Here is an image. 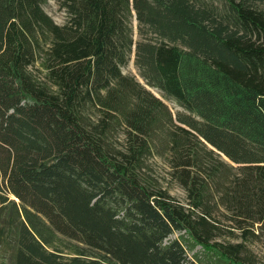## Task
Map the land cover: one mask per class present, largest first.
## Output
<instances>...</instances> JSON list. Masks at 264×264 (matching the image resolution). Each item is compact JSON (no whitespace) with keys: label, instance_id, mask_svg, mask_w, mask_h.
Instances as JSON below:
<instances>
[{"label":"trees","instance_id":"1","mask_svg":"<svg viewBox=\"0 0 264 264\" xmlns=\"http://www.w3.org/2000/svg\"><path fill=\"white\" fill-rule=\"evenodd\" d=\"M45 1L0 0V248L13 240L12 264H264L252 252L264 246V11L57 0L59 25ZM132 57L145 85L122 71Z\"/></svg>","mask_w":264,"mask_h":264},{"label":"rangeland","instance_id":"2","mask_svg":"<svg viewBox=\"0 0 264 264\" xmlns=\"http://www.w3.org/2000/svg\"><path fill=\"white\" fill-rule=\"evenodd\" d=\"M255 3L256 6L262 11H264V0H251ZM215 5H218L221 8V2L218 0H213ZM43 9L45 12L59 25H64L68 20L67 12L61 8L57 0H46ZM137 23L134 22V26L136 27ZM122 71L125 75L135 77L139 82L145 85L144 80L142 79L138 68L134 64V57H132L131 61L122 68ZM151 91L160 97L173 111L174 114L178 112H183V110L171 99L164 96L156 89H151ZM150 165L153 167L155 176L160 180L161 184L168 189L169 193L174 196L177 200L182 203H187V194L183 188L174 180H172L169 176L170 169L164 160L160 158H153L150 160ZM183 235V233H176L171 236V240L178 239ZM252 252L256 257L257 261L260 263H264V246L263 245H254L252 247ZM13 240L6 238V242L4 246L0 248V264H12L13 263ZM191 255H202L205 254L208 256L207 252L201 247L197 246L193 252H190Z\"/></svg>","mask_w":264,"mask_h":264},{"label":"water","instance_id":"3","mask_svg":"<svg viewBox=\"0 0 264 264\" xmlns=\"http://www.w3.org/2000/svg\"><path fill=\"white\" fill-rule=\"evenodd\" d=\"M150 91H151V88L150 87H147Z\"/></svg>","mask_w":264,"mask_h":264}]
</instances>
